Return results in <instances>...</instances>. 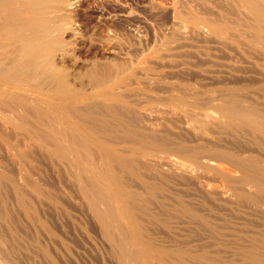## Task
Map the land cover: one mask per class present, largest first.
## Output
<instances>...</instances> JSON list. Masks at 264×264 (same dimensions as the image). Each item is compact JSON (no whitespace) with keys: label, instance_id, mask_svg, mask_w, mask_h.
<instances>
[{"label":"rangeland","instance_id":"374dc122","mask_svg":"<svg viewBox=\"0 0 264 264\" xmlns=\"http://www.w3.org/2000/svg\"><path fill=\"white\" fill-rule=\"evenodd\" d=\"M64 1L67 68L90 98H0V264H264V193L249 180L255 165L264 177L253 2ZM137 117L165 149L101 133Z\"/></svg>","mask_w":264,"mask_h":264},{"label":"bare ground","instance_id":"6f19581e","mask_svg":"<svg viewBox=\"0 0 264 264\" xmlns=\"http://www.w3.org/2000/svg\"><path fill=\"white\" fill-rule=\"evenodd\" d=\"M61 1L0 0V98L3 102L4 98L8 97H15L28 102L44 98L51 104H63L62 107L65 109H72L70 105H65L64 102L80 99L87 101L90 98V95L82 93V90L74 85L67 68L69 56L72 54L71 47L74 43L62 37L69 27L68 24L65 26L62 23L64 18L60 19L57 10L53 9V4ZM251 1L256 6L260 17L264 18V0ZM90 76L98 86L103 84L102 78L97 75L96 70H92ZM15 107L17 110L20 106ZM221 111L231 117H238L242 121H250L252 118L248 111L240 110L235 105L224 106ZM1 115L0 112V118L3 119ZM83 115L80 117L81 120L84 119L86 125L97 128L98 123L94 119H91L88 114L83 118ZM137 119L138 117L132 119L126 127L120 126L113 130L107 128L101 133L117 137L116 142L118 143L130 141V143L136 142L143 145L145 148L159 149L157 146H160L165 149V146L162 147V144L154 139L153 135L149 134L150 138L148 134L140 133L138 128L142 127V123L141 125L140 122L138 124L139 119ZM4 128H7L6 125ZM259 131L264 135V126ZM105 142L109 141L106 140ZM117 160L126 166H134L132 165L134 159L127 160L119 156ZM247 163L248 160L235 164L236 169L238 168L239 171L247 174L246 171L249 169ZM219 168L220 172L223 173L230 171L224 166ZM258 168L259 166L255 165L254 174L249 176V180L253 181L264 193V177H262L263 174L260 173V170L257 172ZM260 199L264 206V195Z\"/></svg>","mask_w":264,"mask_h":264}]
</instances>
